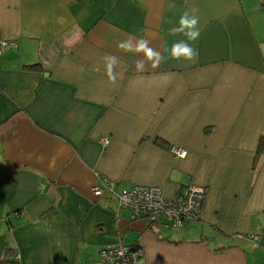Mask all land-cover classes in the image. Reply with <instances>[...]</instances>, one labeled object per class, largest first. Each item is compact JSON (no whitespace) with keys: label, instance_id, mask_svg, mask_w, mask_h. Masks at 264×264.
<instances>
[{"label":"crops","instance_id":"1","mask_svg":"<svg viewBox=\"0 0 264 264\" xmlns=\"http://www.w3.org/2000/svg\"><path fill=\"white\" fill-rule=\"evenodd\" d=\"M185 11L195 62L168 51ZM140 40L165 59L119 47ZM2 41L0 259L101 264L139 242L143 264H264V0H0ZM97 174L206 194L196 220L152 228L94 196Z\"/></svg>","mask_w":264,"mask_h":264},{"label":"built area","instance_id":"2","mask_svg":"<svg viewBox=\"0 0 264 264\" xmlns=\"http://www.w3.org/2000/svg\"><path fill=\"white\" fill-rule=\"evenodd\" d=\"M13 45L12 41H2L0 47L5 50ZM170 150L179 157L186 155V150L177 146H171ZM91 193L96 197H114L118 208L127 210L132 219H144L152 228L162 224L181 227L199 217L206 188L187 184L179 189L173 199L168 200L159 186L131 184L128 187H118L117 182L97 174ZM246 236L257 240V236ZM98 255L101 264H143L144 247L139 242L103 246L98 250Z\"/></svg>","mask_w":264,"mask_h":264},{"label":"clouds","instance_id":"3","mask_svg":"<svg viewBox=\"0 0 264 264\" xmlns=\"http://www.w3.org/2000/svg\"><path fill=\"white\" fill-rule=\"evenodd\" d=\"M194 11L195 10H193V12ZM198 23L199 18L196 15L185 11L179 18V26L171 27L168 30L169 35L175 36L182 34L186 37L185 40H180L172 44L171 48L168 50L171 58L177 60L183 58L184 60L191 62H195L198 59V50L189 43V41H196L199 38ZM119 47L125 51L143 53L145 60L150 61L152 67H156L160 61L165 59L161 53H158L149 47L146 40L137 41L134 47L130 41H123L119 44ZM104 59L106 61L105 74L108 77L109 82L114 84L117 81V74L114 71L117 64V58L115 56H108ZM137 67L143 71L145 67L144 60L139 61Z\"/></svg>","mask_w":264,"mask_h":264},{"label":"trees","instance_id":"4","mask_svg":"<svg viewBox=\"0 0 264 264\" xmlns=\"http://www.w3.org/2000/svg\"><path fill=\"white\" fill-rule=\"evenodd\" d=\"M29 67L30 68H39L37 64L29 65ZM159 144L162 146L165 145L164 141H162V140ZM260 149H261V147H260ZM260 149H258V154L260 153ZM14 213L17 215L18 212L16 211ZM14 254L15 253H8V255H6V257H4L3 259H0V264H19L18 261L15 259V257L13 258Z\"/></svg>","mask_w":264,"mask_h":264}]
</instances>
